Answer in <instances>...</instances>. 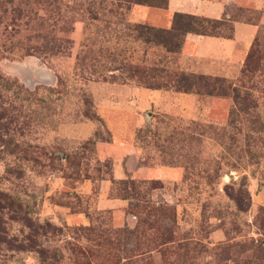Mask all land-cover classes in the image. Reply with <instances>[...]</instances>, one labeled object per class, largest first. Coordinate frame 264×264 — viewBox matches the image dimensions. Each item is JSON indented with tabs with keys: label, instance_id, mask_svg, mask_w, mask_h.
Listing matches in <instances>:
<instances>
[{
	"label": "rangeland",
	"instance_id": "1",
	"mask_svg": "<svg viewBox=\"0 0 264 264\" xmlns=\"http://www.w3.org/2000/svg\"><path fill=\"white\" fill-rule=\"evenodd\" d=\"M161 1L0 0V264H264V0ZM176 11L230 36H135Z\"/></svg>",
	"mask_w": 264,
	"mask_h": 264
},
{
	"label": "trees",
	"instance_id": "2",
	"mask_svg": "<svg viewBox=\"0 0 264 264\" xmlns=\"http://www.w3.org/2000/svg\"><path fill=\"white\" fill-rule=\"evenodd\" d=\"M131 3H146L156 6H160L162 1L153 0H123ZM222 26V29H221ZM132 30L136 37H140L143 42H154L156 45L163 47L167 52L176 54L179 52V48L184 39L185 34L191 33L195 35H206V36H224L229 37L231 31V25L226 20L211 19L204 16H198L191 13L185 12H174L171 17L170 26L165 29L155 28L150 25L143 23H134ZM224 30V32H221ZM226 31V32H225ZM123 65H121L122 67ZM129 77L137 76L138 69L135 67H127ZM144 77L140 74L138 83L141 85L151 88L158 89L161 87H172L177 91H191L196 93L205 94H221L230 95L236 102L238 98L236 89L229 83L219 77H209L201 74H192L180 72L173 79L166 80V82L156 81L152 79L153 75H148L145 79L140 80ZM243 100L242 98H240ZM2 115L0 111V128L2 126ZM5 222L0 217V242L5 241L6 228ZM4 235V237H3Z\"/></svg>",
	"mask_w": 264,
	"mask_h": 264
}]
</instances>
